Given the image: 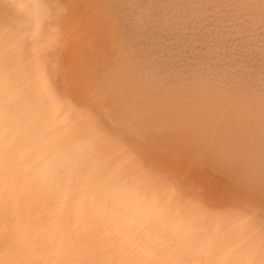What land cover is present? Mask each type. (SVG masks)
<instances>
[{
    "label": "bare ground",
    "instance_id": "obj_1",
    "mask_svg": "<svg viewBox=\"0 0 264 264\" xmlns=\"http://www.w3.org/2000/svg\"><path fill=\"white\" fill-rule=\"evenodd\" d=\"M216 1L226 4L140 5L183 37L216 16L206 14ZM10 3L0 34V264H264V196L240 166L218 151L170 146L168 135L146 142L142 129L120 136L97 125L22 52L44 27L46 4ZM251 79L244 107L264 110V83Z\"/></svg>",
    "mask_w": 264,
    "mask_h": 264
},
{
    "label": "rangeland",
    "instance_id": "obj_2",
    "mask_svg": "<svg viewBox=\"0 0 264 264\" xmlns=\"http://www.w3.org/2000/svg\"><path fill=\"white\" fill-rule=\"evenodd\" d=\"M41 1L44 27L21 45L30 70L73 90L86 117L120 136L142 129L146 142L168 135L170 146L223 153L264 196V110L244 107L251 77L264 83V0L213 2L206 14L216 16L183 37L152 22V0L145 14L148 0ZM9 2L0 0V34Z\"/></svg>",
    "mask_w": 264,
    "mask_h": 264
}]
</instances>
